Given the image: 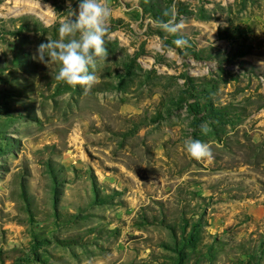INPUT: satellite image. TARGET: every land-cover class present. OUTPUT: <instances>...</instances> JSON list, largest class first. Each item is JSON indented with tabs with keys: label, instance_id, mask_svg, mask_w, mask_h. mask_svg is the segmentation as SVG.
Wrapping results in <instances>:
<instances>
[{
	"label": "rangeland",
	"instance_id": "1",
	"mask_svg": "<svg viewBox=\"0 0 264 264\" xmlns=\"http://www.w3.org/2000/svg\"><path fill=\"white\" fill-rule=\"evenodd\" d=\"M102 2L85 91L33 58L77 0H0V264H264V0Z\"/></svg>",
	"mask_w": 264,
	"mask_h": 264
},
{
	"label": "clouds",
	"instance_id": "2",
	"mask_svg": "<svg viewBox=\"0 0 264 264\" xmlns=\"http://www.w3.org/2000/svg\"><path fill=\"white\" fill-rule=\"evenodd\" d=\"M108 16L109 9L102 0H77L75 11L69 3L67 16L57 29L59 38H47L46 42H40L33 58L45 64L49 59L58 61L56 79L70 86L81 85L87 91L96 82L95 73L89 70L94 64V58L106 55L105 21ZM156 23L169 34L176 33L180 27L172 19H158ZM173 43L179 46L186 41L178 36ZM201 128L206 131L204 126ZM183 148L190 157L197 160L209 155L208 145L191 137L183 141Z\"/></svg>",
	"mask_w": 264,
	"mask_h": 264
}]
</instances>
